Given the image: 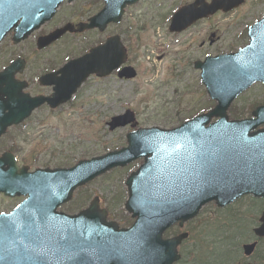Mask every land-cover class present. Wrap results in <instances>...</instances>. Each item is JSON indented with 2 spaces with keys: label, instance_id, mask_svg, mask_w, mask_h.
I'll use <instances>...</instances> for the list:
<instances>
[{
  "label": "water",
  "instance_id": "obj_1",
  "mask_svg": "<svg viewBox=\"0 0 264 264\" xmlns=\"http://www.w3.org/2000/svg\"><path fill=\"white\" fill-rule=\"evenodd\" d=\"M136 1L107 0L106 8L92 20V25L106 15L110 20L116 6L120 17L123 7ZM242 1L218 0L210 6L197 7L198 0L175 14L170 30L180 31L218 8L228 11ZM61 2L0 0V40L20 19L15 40L25 38L50 19ZM66 29L42 38V43L57 39ZM250 37V45L237 54L209 58L199 64L207 91L217 101L210 112L173 129H137L127 135V147L80 161L69 170L27 173L23 169L17 175L10 169L7 173L0 171V192L8 196L29 194L12 213L0 215V264H148L145 245L149 227L150 232L160 233L175 220L192 218L212 200L224 206L243 194L264 196V129L253 131L264 123V106L253 112L256 118L246 120L230 121L226 113L242 91L256 81L264 82V19L250 29ZM123 52L119 43L118 63L114 67L125 60ZM11 67L0 74V121L4 124L0 134L5 125L22 121L43 102L21 94L14 83L3 77L5 73L9 76ZM81 71L83 80L98 67L84 64ZM125 75L133 77L135 73L129 68ZM6 110L9 114L4 117L1 114ZM214 117L219 119L210 124ZM129 123L132 127L137 124L132 111L114 117L110 127ZM142 157L144 163L126 181L129 196L125 210L137 217L130 229H110L112 223L105 222L106 212L99 209L98 198L83 214L58 217L48 213L69 200L76 187ZM84 218L89 235L85 241L78 224ZM68 221L71 222L66 224ZM42 225L49 233L47 239H40ZM106 230L113 231L110 238H103ZM256 232L264 235V226ZM184 236L176 239L175 244ZM84 248L87 256L82 255ZM156 259L151 264H172L177 256L173 253Z\"/></svg>",
  "mask_w": 264,
  "mask_h": 264
},
{
  "label": "rangeland",
  "instance_id": "obj_2",
  "mask_svg": "<svg viewBox=\"0 0 264 264\" xmlns=\"http://www.w3.org/2000/svg\"><path fill=\"white\" fill-rule=\"evenodd\" d=\"M167 1L159 8L156 0H145L126 15L125 26L132 27L127 44L137 72L135 78L105 83L93 81L73 105L61 112L62 116L47 117L43 129L20 136L24 150H31L32 155L39 159L35 165L45 164L47 160H51V164H73L79 159L125 146L126 134L131 128L126 126L110 131L107 123L112 116L122 114L127 109L135 112L139 127L173 128L215 105L200 81V71L193 67V63L197 58L202 60L205 53H224L215 52L221 43L231 47L250 24L264 15V0H248L237 10L219 14L182 34H171L168 31L169 23L161 19V14L167 12L164 9L173 10L180 0H174L173 3ZM211 32L221 39L215 46L202 45L203 40L208 41ZM247 43L248 39L240 45ZM262 104L264 86L256 84L232 103L228 114L230 118L234 114L240 116L238 118L248 117L256 106ZM141 162L137 160L96 178L79 189L74 200L64 208L69 213L78 212L80 208L87 207L95 196H99L101 206L109 211L112 220L123 226L130 225L132 219L123 210L127 197L125 179ZM17 201L16 198L1 196L0 211L12 209ZM251 202L249 199L240 200L230 209L243 210V214L250 217L252 214L248 213L247 208L252 205ZM216 209L214 204L205 206L198 222L191 224L188 230L193 225L197 228V224L209 225L218 216ZM248 226L246 221L236 232L247 237ZM214 230L207 229L208 233ZM225 231L228 232L222 241L230 234V230ZM188 242L187 247L190 248ZM217 244L210 242L207 247L210 246L214 252L217 250V255L221 256L224 249ZM224 248L227 249L226 246ZM205 252L201 247V256Z\"/></svg>",
  "mask_w": 264,
  "mask_h": 264
},
{
  "label": "flooded vegetation",
  "instance_id": "obj_3",
  "mask_svg": "<svg viewBox=\"0 0 264 264\" xmlns=\"http://www.w3.org/2000/svg\"><path fill=\"white\" fill-rule=\"evenodd\" d=\"M144 1L139 0L135 4L127 5L121 21L106 23L101 21L99 25L89 27L91 19L105 7V0H64L53 18L34 31L27 39L15 43L13 41V31L7 34L0 43V72L5 71L12 62L19 60V63L14 66L15 70H13V73L8 76L10 82L16 85L20 93H28L31 97L43 99L44 103L23 121L5 125L4 131L0 135V168L4 170L8 168L16 169L15 173H17L23 167L27 168L28 171H34L37 168H64L71 166V164L60 165L53 162L51 164V160L45 161V164L42 165H35L39 159L35 158L34 154L32 155L31 150H24L22 141L19 138L22 134L37 131L39 128L43 129L46 125L44 121L47 117L62 116L61 112L73 105L93 81L105 83L115 79L121 81L129 80L119 77L120 69L125 67L134 68L132 52H129V45L127 44L130 36L129 31L132 27L129 25L125 26V18L130 9ZM164 1L168 2L167 0ZM164 1L156 0V2H159V8L165 4ZM170 1L171 3L174 2V0ZM194 1L180 0L179 4L173 6V10L164 9L167 12L163 15L161 14L162 21L170 23L176 9ZM246 1L248 0H245V3ZM204 2L207 4L211 0H205ZM219 14L227 13L218 11L213 15L197 20L181 32L171 34H182L200 23L212 20ZM67 24H71V28L65 31L57 40L41 47L38 46V39L63 28ZM215 34V32H211L208 41L206 39L203 40L202 45L215 46L221 39V37H216ZM246 36L247 32L244 30L231 47H226L225 43H221L219 47H216L217 49L215 50L217 51L215 52H236L244 46L240 44L247 40ZM119 39H121L128 51L126 52V60L120 68L114 67L118 63ZM104 45L107 46L103 52H95L96 54L93 56L94 52L92 50ZM207 55L210 54L205 53L203 57L205 58ZM83 58L88 63H97L100 67V74L105 75L91 73L69 99L61 102L60 100L70 93L73 85L78 83L81 78V73L77 71L76 65L79 59ZM199 60L200 58H197L193 66ZM50 102L54 104V107L51 106ZM3 125L0 122V129ZM51 159L53 160V157ZM1 196L3 195L1 194ZM16 199H18L16 203H20L24 198ZM250 200L252 201L251 206L255 208L253 213H250V215L252 214L250 217H246L243 214V210L235 209L236 211H234L230 209L236 202L230 207L216 209L218 216L213 218L212 222L208 223L209 225L203 224L202 226L197 224V228H194L193 225L188 230L191 224L198 222L200 217H197L185 228H182L183 226H180V223H175L166 229L161 236L163 240L173 239L183 231L189 232L187 239L183 240L177 249L180 259L174 264H264V237H256L254 234V230L264 223V198L251 197ZM67 204H64L60 210L69 213V210L66 207L64 208ZM83 209H85V206L80 208L79 211ZM246 221L249 223L248 228L251 233L248 238L236 232L239 226ZM210 223L213 224L210 225ZM208 228H214L215 230L213 233H208ZM225 230H230V234L222 241L221 239L225 238L228 232ZM189 239L191 240L188 242ZM187 242L190 248L187 247ZM210 242L218 243L217 246L223 247L224 252H222V255H226L223 257L222 255L218 256L217 250L216 252L210 250L212 248L210 246L209 248L207 247ZM201 243L204 246H200ZM248 243L256 244L249 255L245 250V246ZM225 246L227 249L224 248ZM201 247L206 251L203 256H201Z\"/></svg>",
  "mask_w": 264,
  "mask_h": 264
}]
</instances>
